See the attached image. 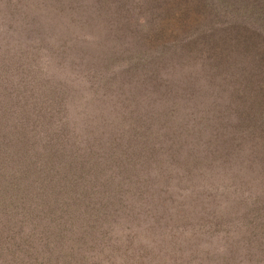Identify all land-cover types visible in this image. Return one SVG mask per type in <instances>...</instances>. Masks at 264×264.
Masks as SVG:
<instances>
[{"label": "trees", "instance_id": "1", "mask_svg": "<svg viewBox=\"0 0 264 264\" xmlns=\"http://www.w3.org/2000/svg\"><path fill=\"white\" fill-rule=\"evenodd\" d=\"M130 200L151 264H264V0H0V264H130Z\"/></svg>", "mask_w": 264, "mask_h": 264}, {"label": "rangeland", "instance_id": "2", "mask_svg": "<svg viewBox=\"0 0 264 264\" xmlns=\"http://www.w3.org/2000/svg\"><path fill=\"white\" fill-rule=\"evenodd\" d=\"M48 62V61H45ZM44 68V67H43ZM49 74H47L48 76ZM46 76H42L40 77L41 79H44ZM66 78V77H65ZM34 84H37L35 90H34V99H32L31 97L28 96L27 92H19L18 94V102L19 104L21 103H26V97L25 94H27L28 98L34 100V106L38 105L39 100L36 99H42L46 102H50L53 103V107L54 108H59L58 115L57 117H51V121L54 120V118L57 119V122H61L62 121V117L58 118L61 114L63 110L66 111H73V109L75 108L78 111V114L76 116L74 115H70V118H68L67 120H65L66 122V126H68L67 130H61V133H63L64 135L68 136L71 140L74 138L72 135V131L77 132V129L80 126L85 125V120L89 121L92 120L93 118H95L97 120V124L101 123V118L99 116L96 115H92V112L94 111L93 109L90 110L89 106L85 105V109L88 110L86 113H83L81 106H78L79 102L82 100V98L84 97H89L90 94L92 93L93 87H90L87 89V91H83L81 89L78 90V94L81 95V98H72L66 102L63 103H57L56 101L52 100V97L50 94L47 93V88L45 87V83L43 82V80H34ZM10 89H6L4 92H2L4 95H11L10 93ZM61 109V110H60ZM54 122V121H53ZM82 138V137H81ZM76 144V143H75ZM77 145H79V142H77ZM23 165V171L25 172V174L27 175H34V178L37 177V175H39L37 173V169H32V165L31 163L28 161V159H25L22 163ZM43 167L39 168V171L42 170ZM27 175V177H28ZM29 178V177H28ZM28 180V179H27ZM29 182V186L28 189L30 191V193L33 194L32 190H35V183L30 185V181ZM130 203H132L129 208L131 209L132 212H130L128 215H123L122 213H119V218L122 219V224L119 226L122 227L123 225H127L130 224V232L135 234V237L137 239H141L145 242L139 243L138 245L134 246V252H133V257L132 260L130 262V264H151L154 260H155V253L157 251L156 249V245L154 244V238L159 235V232H152V231H147L146 229H144L141 226V221L139 220V216L141 214V212L138 211V205L136 203V201L130 200ZM135 210V213L133 214V211ZM108 224L109 227H113L112 223L110 221V219H108ZM135 224L137 225L136 228ZM125 231V230H124ZM120 232V231H118ZM111 238H115L113 235ZM110 239L106 240V241H98L99 245L95 246V247H91V246H84L86 247L89 251H93L98 249V247L100 249H105L107 245L110 244ZM142 248H146V251H144L141 255L140 250ZM109 250V249H108ZM110 254L114 255V251H109Z\"/></svg>", "mask_w": 264, "mask_h": 264}]
</instances>
